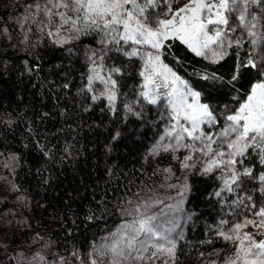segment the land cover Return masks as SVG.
Here are the masks:
<instances>
[{
    "label": "snow or ice",
    "instance_id": "snow-or-ice-1",
    "mask_svg": "<svg viewBox=\"0 0 264 264\" xmlns=\"http://www.w3.org/2000/svg\"><path fill=\"white\" fill-rule=\"evenodd\" d=\"M16 3L23 10L9 17L10 23L5 24L0 17L4 39L13 40L15 32L21 45L31 49L52 45L69 56L84 47V39L97 46L84 49L88 71L77 94L91 102L86 111L91 104L103 101L101 112L107 109L121 119L119 102L124 116L147 122L145 107L155 105L165 126L149 151L160 161L151 173L160 179L156 190L145 186V196L136 193L134 199L126 200L119 211L129 219L94 243L86 255L75 246L67 255L51 252L54 242L31 231V221L24 215L25 210L30 211L29 198L19 185L7 181L0 205L14 203L15 207L0 208V264H182L188 255L184 229L196 215L184 205L190 202L189 197H195L196 179L206 177L219 182L211 195L222 215L208 227L212 238L199 243L221 242L224 247L198 251L199 264H264V0ZM175 42L210 65H222L229 55L240 62L227 79L219 70L193 69L200 80L209 82L194 87L165 63ZM245 42L251 48L240 59L238 52L230 50L242 49ZM114 54L123 56L127 63L112 62ZM133 60L140 62L137 74L141 83L135 99H122L121 80ZM176 63H180L178 58ZM25 65L29 73L40 67L38 62L28 67L25 61ZM252 70L259 78L242 93L241 81ZM218 84L231 88L234 107L212 102L207 88ZM63 87L68 89L70 84ZM121 136L119 128L114 129L106 151L111 152ZM33 140L41 155L54 158L34 134ZM19 164V156L12 153L9 163L2 166L14 173ZM48 180L45 174L44 183ZM159 189H164V194ZM7 194L15 200L8 201ZM94 218H99L94 211L85 215L86 221ZM10 234L19 237V243L12 240L15 247L8 243Z\"/></svg>",
    "mask_w": 264,
    "mask_h": 264
},
{
    "label": "trees",
    "instance_id": "trees-1",
    "mask_svg": "<svg viewBox=\"0 0 264 264\" xmlns=\"http://www.w3.org/2000/svg\"><path fill=\"white\" fill-rule=\"evenodd\" d=\"M22 10L16 0H0V17L5 24L10 23L9 17ZM15 36L14 32L11 41L0 36V178L13 181L24 190L30 200V211L25 210L24 215L31 221V231L54 242L51 252L67 255L75 246L86 255L94 243H99L127 218L119 211L126 206L124 202L134 199L136 193L141 196L145 186L156 181L158 175L151 176L156 163L149 151L165 124L159 119L155 105L145 107L147 122L124 116L119 102L117 112L121 119L110 115L107 109L101 112L103 101L85 110L91 102L77 93L83 87L82 76L88 71L84 49L97 47L90 39H84V47L69 56L52 45L28 48ZM171 51L165 63L189 79L194 87L197 83L209 82L200 80L193 69L219 70L227 79L234 65L240 62L229 55L222 65H210L179 42L173 44ZM230 51L238 52L243 59L249 48L244 45L242 49ZM177 58L180 63H176ZM25 61L28 67L37 62L40 67L29 73ZM112 62L127 63L119 54L112 55ZM139 63L133 60L128 73L122 77L120 91L125 94L122 99H135V90L141 83L137 74ZM258 78L256 70L248 73L241 81L244 85L241 92H246ZM65 83L70 84L68 89L63 87ZM207 92L212 94V102L217 106H235L230 87L218 84L209 86ZM116 128L122 136L108 152L105 146ZM33 134L46 151L50 149L48 156L54 158L40 154ZM12 153L20 158L14 173L2 166L9 163ZM45 174L49 177L46 184ZM195 183V197H189L190 202L184 205L185 210H194L196 215L184 229L188 255L183 257L182 264H199L198 251L207 253L223 245L199 243L212 238L208 227L215 225L222 215L211 195L219 182L206 177L197 178ZM90 210L99 218L86 221L85 215ZM13 239L19 243V237L9 235L8 243L15 247Z\"/></svg>",
    "mask_w": 264,
    "mask_h": 264
},
{
    "label": "rangeland",
    "instance_id": "rangeland-1",
    "mask_svg": "<svg viewBox=\"0 0 264 264\" xmlns=\"http://www.w3.org/2000/svg\"><path fill=\"white\" fill-rule=\"evenodd\" d=\"M182 2H183V0H181V3ZM174 7H175V5H174ZM244 45H246V47H248L249 50H250L251 46L247 42H245ZM154 160H155L156 165H157V163L160 162L158 157L157 158H154ZM164 163H167V160L166 159L164 160ZM6 183H7V180H5L4 178L0 179V194H6L5 193V185H6ZM159 183H160V179H159V176H157L156 181L153 184H149L148 187H151L155 191L156 190V187H157V185ZM145 190H146V188L142 191L141 197L145 196ZM164 192H165L164 189H159V193L160 194H164ZM172 194H174V193H172ZM7 200L8 201H14L15 200V197L13 195L11 196V194H7ZM168 202L170 203L171 201H168ZM4 207H8V208L15 207V204L14 203H8L6 205H0V208H4ZM126 219H129V218L127 217ZM116 229H114V230H116ZM223 247H224V244L222 245V248Z\"/></svg>",
    "mask_w": 264,
    "mask_h": 264
}]
</instances>
